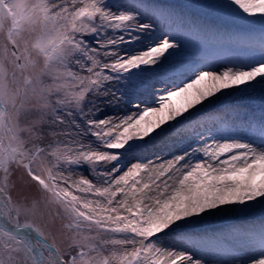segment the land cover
Instances as JSON below:
<instances>
[{"label":"snow or ice","instance_id":"snow-or-ice-1","mask_svg":"<svg viewBox=\"0 0 264 264\" xmlns=\"http://www.w3.org/2000/svg\"><path fill=\"white\" fill-rule=\"evenodd\" d=\"M199 7L258 38L140 0H0V264H264L245 102L264 101V0ZM192 39L232 54L187 60Z\"/></svg>","mask_w":264,"mask_h":264},{"label":"rangeland","instance_id":"rangeland-1","mask_svg":"<svg viewBox=\"0 0 264 264\" xmlns=\"http://www.w3.org/2000/svg\"><path fill=\"white\" fill-rule=\"evenodd\" d=\"M140 2H147L150 4H154V5H160L163 7H178V8L183 7V8H186L191 13H193L197 18L205 20L209 24L223 25L234 31H241V32L252 30L254 37L258 38V33L255 32V29L259 28L258 22L253 25H247V24H242L233 19H222L214 11L199 7L200 5L219 2V0H140ZM157 35H159V32H157ZM231 54H232V51L227 45H223V44L210 45V44H206L201 41H198L196 39H192L189 42L188 52L186 54L185 59L192 60L196 57L205 56V55L223 57V56L231 55ZM228 91H231V90H228ZM141 94L143 93H138V95H141ZM252 99L256 100L255 98H252ZM256 101L258 102V100ZM251 106L254 109H256L257 112H259V109L261 107H264V104L257 105V104L252 103ZM129 108H131V105L129 106ZM120 111L122 112L124 110L121 109ZM111 112L112 110H109V114H111ZM85 174L87 175V173ZM245 222L243 221L241 222H219L214 225L212 224L201 225L200 224L198 228L196 229V231L221 230V229L227 228L230 225H237V224H241Z\"/></svg>","mask_w":264,"mask_h":264},{"label":"bare ground","instance_id":"bare-ground-1","mask_svg":"<svg viewBox=\"0 0 264 264\" xmlns=\"http://www.w3.org/2000/svg\"><path fill=\"white\" fill-rule=\"evenodd\" d=\"M140 45H133L132 48L128 49L129 51L135 50L136 48H139ZM143 95V94H141ZM256 100H258V102L256 100L251 99V101H246L250 104L254 103L257 105H262L264 104V101L261 100V98L259 97V95H256L255 97ZM149 104H151L153 101L152 100H148L147 101ZM260 102V103H259ZM134 110V109H132ZM124 111H122L121 113H123ZM146 156H151L152 153H145ZM261 218L260 215V211L258 209L252 211L251 213H249L247 216H241V215H237V214H218L215 217L209 218L207 221L201 223V225H208V224H217L219 222H251V221H259Z\"/></svg>","mask_w":264,"mask_h":264}]
</instances>
